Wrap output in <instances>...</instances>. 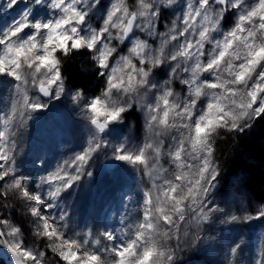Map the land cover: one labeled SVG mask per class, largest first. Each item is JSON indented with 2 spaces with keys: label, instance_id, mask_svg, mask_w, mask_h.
Segmentation results:
<instances>
[{
  "label": "snow or ice",
  "instance_id": "obj_1",
  "mask_svg": "<svg viewBox=\"0 0 264 264\" xmlns=\"http://www.w3.org/2000/svg\"><path fill=\"white\" fill-rule=\"evenodd\" d=\"M33 3H47L60 15L34 19L29 9L6 31L0 29V78H9L7 86L0 84L9 97L7 111L0 109V197L13 192L27 202L36 234L49 241L65 264H175V248L165 242L179 241L180 225L189 219L208 223L224 211L211 199L221 176L216 138L222 130L243 133L264 118V0H187L182 15L163 31L158 24L162 9L174 8L179 0H115L102 24L89 27L87 34L83 26L101 0ZM16 4L8 0L7 7ZM230 10L234 24L223 30ZM129 41V54L121 55L113 42ZM82 49L92 51L112 94L116 89L144 93L140 108L148 135L142 144L123 132L121 139H106L123 124L128 110L109 107L104 94L91 98L81 109L91 126L86 148L64 162L70 167L57 166L34 180L22 171L24 160L17 163V130L47 104L29 89L59 100L65 92L62 57ZM164 66L170 70L167 78L154 79ZM176 80L186 88L183 98L174 91ZM69 92L74 103L84 100ZM110 146L115 161L144 171L151 181L137 202L140 213L121 218L118 229L105 225L95 234L90 228L71 229L60 202L85 176L93 177L88 162ZM165 156L175 165L171 172L161 163ZM242 219H264V206L255 215L229 214L224 222ZM0 225L8 228L7 233L0 230V243L9 245L16 264H43L44 253L25 246L20 227L2 219ZM5 235L11 243L2 239ZM256 264H264V258Z\"/></svg>",
  "mask_w": 264,
  "mask_h": 264
},
{
  "label": "rangeland",
  "instance_id": "obj_2",
  "mask_svg": "<svg viewBox=\"0 0 264 264\" xmlns=\"http://www.w3.org/2000/svg\"><path fill=\"white\" fill-rule=\"evenodd\" d=\"M114 2L115 0H101L98 7L90 10L88 21L83 26L84 34H87L89 27L95 28L102 24L106 10ZM186 2L187 0H179L174 8L162 9L158 21L161 31L168 28L174 16L182 15ZM7 3L8 0H0V29L5 31L20 18L23 12L29 9L34 19L46 21L60 15L58 10L49 8L47 3L37 5L33 3V0H17L13 8H8ZM234 21L235 14L230 10L229 18L224 21L223 30L230 29ZM137 35L148 38L140 33ZM113 43L116 44L121 55L129 54L128 48L131 47V41L125 44ZM159 43V39H155V46ZM118 59L119 56H116L113 65ZM91 60L93 62L91 73L97 72L93 84L95 87L92 92L84 91V100L80 104L72 101L69 89L72 93L76 89L68 83L62 70L65 92L59 100L46 99L34 88L29 89L30 94L41 95V100L47 104L44 109L32 113V118L18 126L17 130V163L19 165L20 161L24 160L22 171L30 174L34 180L55 171L57 166L70 167V163L65 165L64 162H71L74 156L87 146L91 126L81 109L85 101L102 96L107 90L106 77L99 75L98 63L93 58V54ZM169 71L168 67L164 66L154 79L167 78ZM98 80L101 83L98 84ZM8 83L9 78H0V84L7 86ZM173 88L182 98L186 96V88L178 80L174 82ZM53 92L55 93V87ZM113 95H118L116 90H113ZM8 99V94L0 89V109L3 111H7ZM129 111L125 114L123 124L113 128L109 138L106 139H121L120 133L123 132L133 143L142 144L144 142L148 135L144 114L141 110H137V114H131ZM224 131L222 130L221 133ZM165 139L167 146L169 141ZM112 143L115 142L112 141ZM112 150L110 146L95 153L86 166L88 171H92L93 177L85 176L78 186H74L64 194L60 207L68 211L71 218V229L86 231L90 228L95 234L103 230L105 225L118 229L122 227L121 218L126 216L136 218L139 215L140 209L137 208V202L142 191L151 188V181L144 171L133 169L124 162L115 161L112 157ZM110 162H114L115 166L111 167ZM161 163L170 172L175 168L166 156L161 159ZM36 167H41L37 175L34 172ZM240 178V175L236 176L227 186L217 185L211 194L213 204L219 205L224 210L223 212L215 213L208 223L197 224L194 219H189L180 225V239L177 241L173 238L170 245L175 248V264H178L180 260L177 252L183 256L184 249L191 244V240L194 241V238L198 240V244L195 247L197 252L194 258L192 257L191 264H256L264 258V219L251 221L242 219L235 223L224 222L229 214L241 217L255 215L258 208L264 206L263 203L255 202L250 194L245 192ZM0 219L7 220L11 225L22 229L21 238L25 246L44 253L43 264H65L49 247V241L36 234V225L27 202L15 193L8 192L7 196L0 197ZM1 226L7 233L8 228ZM5 236L11 243V238ZM236 245L240 247L237 248L235 254H232L231 250ZM214 254L217 255V259L211 260ZM0 263H2L1 260ZM186 264H189L188 260Z\"/></svg>",
  "mask_w": 264,
  "mask_h": 264
},
{
  "label": "trees",
  "instance_id": "obj_3",
  "mask_svg": "<svg viewBox=\"0 0 264 264\" xmlns=\"http://www.w3.org/2000/svg\"><path fill=\"white\" fill-rule=\"evenodd\" d=\"M228 18L229 12L226 13V20ZM92 54L91 50L82 49L62 57L61 70L72 88L83 87L85 92L94 90L93 84L97 72L91 73ZM97 82L99 84L100 80ZM129 113L137 114V107L134 105ZM218 137L216 138L215 160L219 165L221 176L218 178L217 185L227 186L236 176L240 175L245 192H248L255 202L264 204V118L257 119L253 126L243 133H229L225 130ZM34 170L37 175L41 167H36ZM172 242L171 240L165 243L170 246ZM197 244L198 240L194 238V241L191 240V244L184 249L183 256L177 252L180 258L178 264H186L187 260L191 264L192 257L197 252L195 248ZM214 259H217L216 254L211 260Z\"/></svg>",
  "mask_w": 264,
  "mask_h": 264
},
{
  "label": "clouds",
  "instance_id": "obj_4",
  "mask_svg": "<svg viewBox=\"0 0 264 264\" xmlns=\"http://www.w3.org/2000/svg\"><path fill=\"white\" fill-rule=\"evenodd\" d=\"M103 73L102 71L99 73L101 76ZM116 93L118 95L114 96L112 92L109 91L108 86L107 90L103 92L102 98L107 102L109 107H117L120 105L126 106L127 110H131L133 108V105L137 107V110H141L140 108V97L144 95V93L140 92L139 89L137 91L133 92L132 90H129L127 92H122L119 89H116ZM80 94L84 95V89L83 87L77 88L73 95ZM101 97V96H97ZM73 101V100H72ZM101 119H103V116H101ZM125 120V117L123 118Z\"/></svg>",
  "mask_w": 264,
  "mask_h": 264
},
{
  "label": "water",
  "instance_id": "obj_5",
  "mask_svg": "<svg viewBox=\"0 0 264 264\" xmlns=\"http://www.w3.org/2000/svg\"><path fill=\"white\" fill-rule=\"evenodd\" d=\"M44 98L51 99L49 97H44ZM109 165L111 167H114L115 166V163L114 162H110ZM0 230L3 231V228H2L1 225H0ZM2 239L7 240L6 236L3 237ZM0 260L3 262V264H16L15 255L11 251V248L9 247L8 244L0 243ZM28 264H30V263L28 262Z\"/></svg>",
  "mask_w": 264,
  "mask_h": 264
},
{
  "label": "bare ground",
  "instance_id": "obj_6",
  "mask_svg": "<svg viewBox=\"0 0 264 264\" xmlns=\"http://www.w3.org/2000/svg\"><path fill=\"white\" fill-rule=\"evenodd\" d=\"M240 181H241V182H240V183H241V185H242V186H244V185H243V182H242V179H241V178H240Z\"/></svg>",
  "mask_w": 264,
  "mask_h": 264
}]
</instances>
